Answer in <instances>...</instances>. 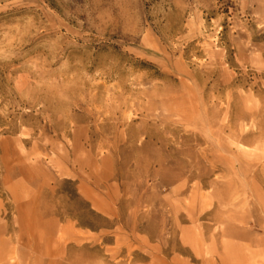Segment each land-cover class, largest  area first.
<instances>
[{
  "label": "rangeland",
  "instance_id": "obj_1",
  "mask_svg": "<svg viewBox=\"0 0 264 264\" xmlns=\"http://www.w3.org/2000/svg\"><path fill=\"white\" fill-rule=\"evenodd\" d=\"M0 264H264V0H0Z\"/></svg>",
  "mask_w": 264,
  "mask_h": 264
}]
</instances>
